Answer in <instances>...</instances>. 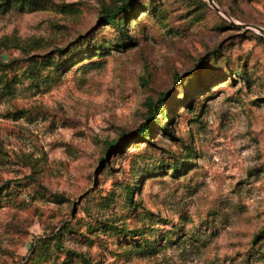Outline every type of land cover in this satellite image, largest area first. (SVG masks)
<instances>
[{"label": "rangeland", "instance_id": "374dc122", "mask_svg": "<svg viewBox=\"0 0 264 264\" xmlns=\"http://www.w3.org/2000/svg\"><path fill=\"white\" fill-rule=\"evenodd\" d=\"M132 2L0 10V264H264V0Z\"/></svg>", "mask_w": 264, "mask_h": 264}, {"label": "trees", "instance_id": "16d2710c", "mask_svg": "<svg viewBox=\"0 0 264 264\" xmlns=\"http://www.w3.org/2000/svg\"><path fill=\"white\" fill-rule=\"evenodd\" d=\"M116 3V5H114L112 8H105L103 9V13L102 16L100 17V20L104 23H106L107 25H112L117 27V29L119 30V33L123 36H127V25H126V21L127 18L131 17L127 14H133V10H134V3L132 2V0H113ZM17 3H22V4H28V5H33L35 3H37V0H4L1 4H0V10H2L3 12L7 11L10 9V7H12L13 5L17 4ZM125 14V15H124ZM125 16L124 22L123 24L121 23L120 18H122V16ZM119 18V19H118ZM65 49H60L57 52L63 53ZM11 64V63H10ZM5 65V66H9ZM163 95H161V98L159 99V104L158 106H154V104H151L149 106V114L150 117L148 118V123L143 125L139 130H137V132L135 133V137L134 140H136L137 142H141V141H146V142H151L152 141V132H153V125H158V127L160 128V132H162L163 135H168L171 136V130L163 125H161L162 120L166 121L168 125H170L171 119L169 114H165L164 112V105L165 102L163 101ZM8 186V184L6 185ZM135 190H128L127 191V197H128V201L131 202V198L134 194ZM58 248H62L60 245H56Z\"/></svg>", "mask_w": 264, "mask_h": 264}, {"label": "water", "instance_id": "95a60500", "mask_svg": "<svg viewBox=\"0 0 264 264\" xmlns=\"http://www.w3.org/2000/svg\"><path fill=\"white\" fill-rule=\"evenodd\" d=\"M208 2H209V5L216 11V12H218V13H221V14H225L218 6H217V4L214 2V0H208ZM238 26H243L244 27V25H238ZM261 34H263L264 35V29H262V28H256Z\"/></svg>", "mask_w": 264, "mask_h": 264}]
</instances>
